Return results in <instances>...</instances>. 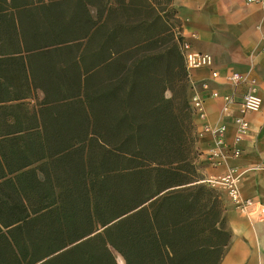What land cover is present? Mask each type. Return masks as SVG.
I'll return each mask as SVG.
<instances>
[{
	"label": "trees",
	"instance_id": "1",
	"mask_svg": "<svg viewBox=\"0 0 264 264\" xmlns=\"http://www.w3.org/2000/svg\"><path fill=\"white\" fill-rule=\"evenodd\" d=\"M181 30L173 0H0V264H221Z\"/></svg>",
	"mask_w": 264,
	"mask_h": 264
},
{
	"label": "crops",
	"instance_id": "2",
	"mask_svg": "<svg viewBox=\"0 0 264 264\" xmlns=\"http://www.w3.org/2000/svg\"><path fill=\"white\" fill-rule=\"evenodd\" d=\"M181 20L182 35L193 49L213 58L210 68L193 69L189 78L205 93V116H193L196 165L203 179L218 177L236 169L242 196L264 204V0H173ZM212 71L218 76L213 77ZM239 73L256 79L251 87L241 82L234 87L231 75ZM252 89L263 99L258 112L247 114L249 131L236 140L234 117L239 115L243 94ZM219 92L213 98L209 93ZM194 90L189 88V97ZM234 95L228 112L223 111V97ZM40 99L44 94L37 91ZM206 125L226 126L224 156L213 155L215 138L204 130ZM239 153L235 154L234 151ZM224 213L232 231L231 244L221 264H264V221L240 212L226 189L219 187Z\"/></svg>",
	"mask_w": 264,
	"mask_h": 264
},
{
	"label": "built area",
	"instance_id": "3",
	"mask_svg": "<svg viewBox=\"0 0 264 264\" xmlns=\"http://www.w3.org/2000/svg\"><path fill=\"white\" fill-rule=\"evenodd\" d=\"M252 2L262 1V0H249ZM180 33V32H179ZM182 34V32H181ZM182 53L184 55L185 64L187 67L188 72L190 73L193 69L199 68H210L213 66V58L208 53H203L196 51L193 49L191 43L188 40H185L182 45ZM212 76L217 77L218 72L212 71ZM190 79V78H189ZM231 81L234 87L241 82H245L249 84L251 87L253 84L256 83V79L250 78L249 75H243L239 73H233L231 75ZM190 84L194 90L191 98H190V106L194 116H205L204 111V103H205V93L208 90V84L204 83L202 86V90L198 89L196 85L193 83ZM246 91L240 102V109L239 115L234 117L235 124L237 126V136L236 140L240 141L244 135L247 134L250 127V122L247 119V114L258 112L260 111L263 105V99L258 94H256L252 89ZM209 95L213 98L219 97L218 91H213L209 93ZM223 106L222 109L225 112L229 111V107L234 102V95L228 94L223 97ZM204 130L206 132H210L215 138V145L217 150L213 152V155L224 156L225 153L223 152L224 147L226 146L225 140V133H226V126H211L206 125ZM235 154H238L239 151H234ZM205 183L210 185L211 187L217 188L222 187L226 189L230 199L235 204L236 208L242 212L243 214L251 217H255L258 220L264 221V204L253 200L244 198L241 193L240 184H239V176L236 173V169H230L227 173L218 176V177H211L208 179L203 180Z\"/></svg>",
	"mask_w": 264,
	"mask_h": 264
},
{
	"label": "rangeland",
	"instance_id": "4",
	"mask_svg": "<svg viewBox=\"0 0 264 264\" xmlns=\"http://www.w3.org/2000/svg\"><path fill=\"white\" fill-rule=\"evenodd\" d=\"M217 189L219 190V187H217ZM219 191H220V190H219ZM119 258H120V255H118V256H117L118 263H119V264H125L124 262H123V263H122V262H120V261H119Z\"/></svg>",
	"mask_w": 264,
	"mask_h": 264
},
{
	"label": "bare ground",
	"instance_id": "5",
	"mask_svg": "<svg viewBox=\"0 0 264 264\" xmlns=\"http://www.w3.org/2000/svg\"><path fill=\"white\" fill-rule=\"evenodd\" d=\"M119 261L122 262V263L124 262V261H123V258H122L121 256H120V258H119Z\"/></svg>",
	"mask_w": 264,
	"mask_h": 264
}]
</instances>
